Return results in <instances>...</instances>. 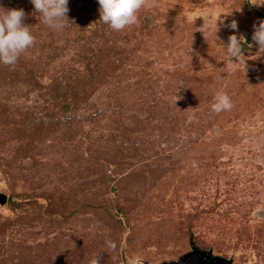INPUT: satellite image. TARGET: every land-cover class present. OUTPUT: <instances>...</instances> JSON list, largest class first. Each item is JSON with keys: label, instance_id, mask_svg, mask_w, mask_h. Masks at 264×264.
<instances>
[{"label": "rangeland", "instance_id": "rangeland-1", "mask_svg": "<svg viewBox=\"0 0 264 264\" xmlns=\"http://www.w3.org/2000/svg\"><path fill=\"white\" fill-rule=\"evenodd\" d=\"M67 6L55 32L29 0H0L34 36L0 65V264L100 251L101 264H203L191 254L208 249L264 264V55L245 48V70L225 71L219 43L233 19L250 42L264 7L145 0L137 24L114 31L97 0ZM207 8L223 20L217 40L215 15L197 17ZM218 90L233 107L213 113Z\"/></svg>", "mask_w": 264, "mask_h": 264}, {"label": "clouds", "instance_id": "clouds-1", "mask_svg": "<svg viewBox=\"0 0 264 264\" xmlns=\"http://www.w3.org/2000/svg\"><path fill=\"white\" fill-rule=\"evenodd\" d=\"M29 2L33 6L34 13L39 14L41 21L48 29L59 32L67 26L68 0H29ZM249 3L256 7H264V0H249ZM97 4L99 21L111 30L121 31L137 24L138 12L145 6V0H97ZM214 15L213 35L216 38V21L221 19L223 23L220 15L214 14L213 9L207 8L197 17L206 20ZM24 18L25 12L22 8L0 7V65H14L18 57L34 44V36L29 26L23 23ZM225 26L233 30L227 37L226 43L219 42L225 57V71L233 70V65L237 62L245 70L247 65L243 53L246 50L244 47L246 43L247 49L255 45L256 50L251 57L257 59L264 55V19H260L258 24L252 26L250 42H246L244 37L237 33L236 20L229 21ZM232 107V100L226 92L219 90L214 92L213 102L210 105L213 113L227 111ZM104 243L106 250H115L117 246L112 240H105ZM106 250L102 251L107 252ZM100 252L89 257L87 264H101ZM128 264H144V259L141 255L134 254L130 256Z\"/></svg>", "mask_w": 264, "mask_h": 264}, {"label": "water", "instance_id": "water-1", "mask_svg": "<svg viewBox=\"0 0 264 264\" xmlns=\"http://www.w3.org/2000/svg\"><path fill=\"white\" fill-rule=\"evenodd\" d=\"M244 47L247 48V43L244 45ZM6 199H7L6 194L3 193V192H0V204L5 203ZM196 251L197 250H195V252ZM199 254L201 256H205L209 260L207 262L202 261L203 264H230V262H231L230 258H224L222 256L212 255V250L211 249H208V250H205V251H200ZM212 258L215 260V262H214V260Z\"/></svg>", "mask_w": 264, "mask_h": 264}, {"label": "flooded vegetation", "instance_id": "flooded-vegetation-1", "mask_svg": "<svg viewBox=\"0 0 264 264\" xmlns=\"http://www.w3.org/2000/svg\"><path fill=\"white\" fill-rule=\"evenodd\" d=\"M193 254H196L197 255L196 257L199 258L198 259L199 261H204V262L209 261L205 256H201L200 254H198V252L192 253L191 255H193Z\"/></svg>", "mask_w": 264, "mask_h": 264}]
</instances>
